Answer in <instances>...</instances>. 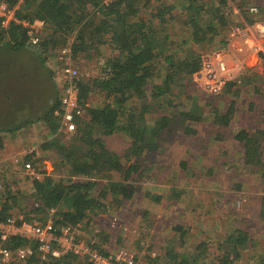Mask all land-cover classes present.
Returning a JSON list of instances; mask_svg holds the SVG:
<instances>
[{"label":"rangeland","instance_id":"1","mask_svg":"<svg viewBox=\"0 0 264 264\" xmlns=\"http://www.w3.org/2000/svg\"><path fill=\"white\" fill-rule=\"evenodd\" d=\"M176 1L178 0H141L140 17L152 21L153 29L154 26L157 31L158 27L161 29L152 35L155 46L162 44L163 37L169 36V46L182 45L185 51H194L201 57L214 50L228 49L236 60L250 58V51L245 41L232 31L233 26L244 25V18L238 20L230 18L229 28L223 30L213 41L195 45L191 41L188 31L183 27L187 17L186 11L182 13V10L178 8L172 13L156 17L162 2L166 6ZM199 2V5L204 3L202 0ZM205 2L206 7H204H209V3L206 0ZM237 5L243 8V11L250 6L257 7L259 14L253 16L252 19L255 20V23L264 22V0H237ZM162 9L165 11L164 6L161 7ZM22 14L29 13L24 10ZM163 17L166 18L163 20ZM253 26L254 24L250 25V27ZM88 32L86 30L87 34ZM71 40L75 41L74 36L70 37V43H72ZM169 46L158 48L164 51V55L172 52ZM62 47L61 45L56 48L47 47L48 49L45 51L37 49L34 52L31 49L29 52H23L26 56H42L39 61L42 62L41 59H44L45 68L53 73V78H50L48 83L40 80L36 69L31 66L26 71L20 69L18 78L23 80L22 83H19L17 79L10 84L13 72L8 68L13 59L6 58V56H11L10 52L0 53V89L3 87L2 91L9 89L8 94L13 93V101L15 102L17 99L21 103L18 111L13 108L9 114L0 119V125H20L24 120L38 119L46 114V95L50 91L48 89L51 88V84L61 87L58 68L61 64L60 51ZM111 54L112 49L109 45L101 44L98 38H94L88 52L73 58V65L80 71L83 82L96 77L101 70V61ZM56 67L58 68L55 69ZM156 68V74L148 85V95L143 98L134 95L130 97L126 106L136 108L138 112H144L148 125H153L155 120H164L166 121L164 123L169 124V128L161 136V146L156 152L136 157L131 150V141L126 135L114 134L105 138L112 157L111 169L107 171L108 178H104V182L106 180L115 183L127 181L140 187L141 190L137 192L138 194L134 192V196L128 200H124L119 195L109 194L105 200L106 206L97 209L80 224L81 235L86 240L94 238L92 243H96L106 252H114L119 249L132 251L136 253L142 264H157L154 263V259L158 258L156 254L160 253V247L166 244L163 241L167 237L179 239L181 235L178 230L174 231L175 227H183L185 236L191 243L188 245L201 242L203 237L197 234V229L192 227L193 230L189 231L184 222L191 217L194 218L190 209L199 205L198 193L205 183L200 179L198 169L205 162L206 150L216 142H222V145L227 149L226 156H212L207 164L214 167L234 166L236 172L232 178H216L219 188L221 187V191L226 197L224 201L227 202H224L223 207L219 205L217 209L214 208V212L219 215L218 226L222 225V231L227 233L214 231L215 241H212V237H207L206 240L210 241L207 246L214 255H221L224 251L225 253L231 252L234 246L224 244L225 241L218 245V241L227 239L237 231H243L248 235L247 245L238 246L237 252L240 253V258L233 264H262L264 259V149H261V160H248L244 155L242 159H236L234 162L233 155L229 154L237 153V157H240L238 154L246 148L245 144L241 143L243 141H239L234 136L237 132L242 131V128L246 129L247 127L248 129L249 125H253L255 130L264 123V64L251 65V67L244 64V70L239 77L230 81L223 92L217 96L201 91L193 82L194 78L190 81H180L179 79L182 77H178L172 92L155 97L156 87L160 86L165 78V70L161 62L156 64ZM153 89L154 98L152 97ZM90 98V101L93 102L102 100L98 93L91 94ZM11 105V103L7 106L3 104V108L11 107ZM231 106H234L235 110L231 125L215 128L213 125L215 114L219 112L224 116ZM186 112L199 116V121L182 117L181 114ZM85 118L86 115L80 119L84 120ZM185 125L191 127L194 134L186 135ZM262 129H264V125ZM49 131L45 122L37 121L17 132H1L0 136L3 139L0 138V145L4 149H8L6 154L9 155L2 152L4 150L2 147L0 157L4 159L10 156L12 160L28 149L40 150L39 154L42 156V164L45 167L38 164L39 170H46L52 176H66L67 170L63 167L53 171L54 156L50 157V153L43 154L41 150V145L49 138H53V135L50 137ZM76 134L77 127L66 132L60 131L59 128L54 136L59 137L62 142L70 144L74 141ZM253 146L251 144V147ZM202 154L205 155L202 156L203 159L200 157ZM11 160L8 162L10 163ZM29 177L22 171L16 172V168L0 166L2 196L4 190L11 191L15 194V199H9L11 204L14 203L16 207L24 205L29 207L32 203L31 200H28L30 188H32V180ZM225 179L228 182L222 183ZM230 179L233 180L232 184ZM230 185H232V189L229 188ZM6 197L7 195L3 196L4 199ZM155 197H161L162 200L156 201ZM207 199L214 202L216 200L214 197H207ZM15 211V217L27 219L26 212ZM210 212L202 211L196 218L205 220ZM28 216L35 221L47 220L52 217L47 214L35 215L31 213ZM159 222L164 225H158ZM209 226L211 227V225ZM176 242L178 243V240Z\"/></svg>","mask_w":264,"mask_h":264},{"label":"trees","instance_id":"2","mask_svg":"<svg viewBox=\"0 0 264 264\" xmlns=\"http://www.w3.org/2000/svg\"><path fill=\"white\" fill-rule=\"evenodd\" d=\"M206 1L209 3L208 9L205 8V0H202L204 5H199V0H178L166 6L162 2L160 6H164L165 11H163L164 9L161 10L159 6L156 17L159 18V16L172 13L178 8L182 10V13L186 11L187 17L183 27L188 31L191 41L195 45L207 44L218 37L223 30L229 28L230 17L226 15L228 5L225 0ZM140 3L141 0L23 1L19 12L21 18L39 19L46 23L48 33L39 49L45 51L49 47L56 48L61 45L64 47L68 45L70 37L74 36L73 58L88 52L94 38H98L101 44L109 45L112 54L101 61V70L96 77L81 84L80 100L86 118L77 121V134L70 144L64 143L59 137L54 136L60 127L63 115L60 90L55 84H51V88L48 89L50 91L46 95L47 112L43 117L29 118L15 126L11 124L0 125V133H13L37 121L45 122L50 130L49 135L50 137L53 135V138H49L43 143L41 150L43 154L50 153V157L54 156L53 171L60 169L59 167L67 170L66 176L61 177L52 176L46 170L40 171V164L44 166L42 156L39 154L40 150L22 156L23 163L15 164L11 160L10 163L1 164L0 166H4V168H16V172L22 171L24 173H26L24 163L32 165V170L27 173L32 180L28 199L32 203L29 207L26 205L16 207L14 203L9 202V199H15V194L4 190L3 196L7 195V197L4 199L0 192V218L6 219L14 216L16 215L15 210H18L19 212H26L27 220L34 222L35 220L28 216L30 213L49 215L50 210L54 209L55 214L53 216L56 224L79 227L90 214L106 206L105 200L109 194L119 195L124 200H128L134 196V192L136 194L140 192V187H136L127 181L115 183L106 180L104 182V178H108L107 171L111 169L112 157L105 138L114 134L126 135L131 141V150L136 157L156 152L161 146V136L169 128V124L164 123L166 122L164 120H155L153 125H148L144 112H138L133 107L128 108L126 104L134 95L140 98L148 95V85L156 74L157 63L161 62L163 65L165 78L164 82L156 87L157 94L155 97L172 92L178 77H182L179 79L180 81L192 80L202 66V57L198 53L185 51L182 45L169 46V36L163 37L162 44L155 46L152 35L158 31L155 26L153 29L152 21L140 17L142 9ZM24 10H27L29 14L23 15ZM207 10L208 12H206ZM243 16L246 24L255 25L252 16L247 13H243ZM165 18L163 17V20ZM161 22L165 23L164 21ZM83 27L84 29H82ZM86 30L89 31L88 34ZM26 39L25 31L17 26L11 27L8 31H3L0 28V53L10 52V59L13 61H19L25 57L26 62H29L36 69L39 79L48 83L50 78H53V73L45 68L44 59H41L42 62L39 61L42 56L23 55V52L27 50ZM165 46H169L172 52L163 55L164 51L158 47ZM8 70L12 72L14 69L9 67ZM17 81L23 82L21 78H18ZM8 90L5 89L0 94V119L9 114L13 108L18 111L21 106L17 99L15 102L13 101V93L8 94ZM152 92L154 98V89ZM93 93H98L102 100L90 101V95ZM9 103L12 104L11 107L4 109L3 104L7 106ZM234 113V106H231L224 116L217 112L214 123L227 127L230 125ZM181 116L192 121H199L200 119L196 114L187 112L182 113ZM184 128L186 135L194 134L191 127L186 126ZM236 138L246 141V147L249 150L247 152L248 160H258L261 157L258 147L254 149L251 147L252 140L248 138L247 133L243 132ZM154 199L156 201L162 200L161 197ZM41 220L45 221L44 219ZM177 230L181 233L179 239L173 238L171 241H167V246L163 250L164 254L157 258L156 263L233 264L240 258V253L237 252L238 246L247 245L248 235L243 231H237L227 239H220L217 243L220 245L225 241L224 244L234 246L232 251L226 253L224 251L221 255H214L207 246L210 241L202 240L199 243L187 245L186 233L182 228ZM92 240L89 238V242ZM11 243L15 248L25 244L19 238L12 239ZM17 264L89 263L74 255L51 258L45 261H41L36 255H33ZM262 264H264V259Z\"/></svg>","mask_w":264,"mask_h":264},{"label":"built area","instance_id":"3","mask_svg":"<svg viewBox=\"0 0 264 264\" xmlns=\"http://www.w3.org/2000/svg\"><path fill=\"white\" fill-rule=\"evenodd\" d=\"M24 0H0V28L8 31L11 27H19L25 31L26 47L37 50L47 35L46 23L43 20L21 18ZM227 2L226 15L232 19H243V13L250 16L259 14L255 6L241 8L237 0ZM246 11V12H245ZM244 26V27H243ZM233 33L245 41L251 56H255L264 64V22L255 23L253 27L246 24L233 26ZM232 59V68H227V57ZM59 77L61 81L60 95L63 115L60 131H69L77 127V121L84 117L85 110L81 105V84L83 82L80 71L73 65L72 46L66 45L60 51ZM201 70L194 75L195 83L206 94L220 95L225 86L239 77L244 70L243 60H236L228 49H219L206 53L201 59ZM53 67V66H51ZM52 70V69H51ZM36 149L17 155L13 158L15 164L22 162V156L32 153ZM4 159L0 157V165ZM23 163V162H22ZM26 173L32 170L30 163H24ZM55 210L51 209L52 217L45 221H28L15 216L0 218V264H17L36 255L41 261L74 255L89 264H142L136 253L119 249L114 252H103L96 243L86 240L79 231V227L56 224ZM19 238L25 242L23 246L15 248L12 239ZM92 240V239H91ZM94 241V240H92ZM9 246H6V245Z\"/></svg>","mask_w":264,"mask_h":264},{"label":"crops","instance_id":"4","mask_svg":"<svg viewBox=\"0 0 264 264\" xmlns=\"http://www.w3.org/2000/svg\"><path fill=\"white\" fill-rule=\"evenodd\" d=\"M159 31H161V29L158 27V32ZM71 42L74 43L72 40H71ZM72 43H70V40H68L69 45L72 46ZM29 51H31V49L27 48V50L25 52H29ZM35 51L36 50H34V52ZM6 58L10 59L11 57L6 56ZM18 58H20V57H18ZM26 60L27 59L25 57H22L21 59H19V61L18 60L13 61L10 64V67L12 69H14L12 71L13 76H12V82L10 84L14 83V81H16L18 79V77L20 76V69H21V71H26V70H28V68L31 67V65L29 66V62H26ZM226 62H227V68L231 69L233 61L230 58V56L227 57ZM243 64L247 65L248 67H251V65L254 66L256 64H262V63L259 61V59L257 57L250 55V58L243 60ZM213 125L215 128L220 126V124L216 125L215 123H213ZM230 125H231V123H230ZM261 125L263 126L264 123H262ZM229 126H227V127H229ZM262 126L258 127V129L255 128V130H254L253 125H249L248 129H247V127H246V129L242 128V131L237 132L234 136L236 137L237 135H240L243 132L247 133L248 138L249 139L251 138V140H252V142L250 144L254 145L253 149L258 147L259 152H261V149H264V129H262ZM220 127L224 128L225 126H220ZM0 138L3 139L2 136H0ZM106 139H107V137H106ZM241 143L245 144V147H246V141H243ZM222 144H223L222 142H216L212 147H209V149L206 150V156L204 154H202L200 156L202 159H203L202 156H205V159H204L205 162H204V164L201 163L202 166L198 169V175L201 176L200 179H202L205 184H204V187H202V189L199 190V193H198L199 194L198 199L200 200V201H198L199 205L193 206V208L190 209V213L194 214L193 215L194 218L191 217V218H189V220L184 222V224H186V226L188 227L189 231L193 230V229H191L192 227L196 228L197 234L202 236L203 240H206L207 237L208 238L212 237L214 239V237H216V236L213 237L214 231H221V233H227L226 231H222V228H221L222 225L218 226V224L220 223L218 221L219 215H217L216 212H214V208L217 209L219 205L221 207H223L224 202H227V201H224V200H226V197H224V194L221 191V187L219 188V184L217 183L218 180H216V178L217 177H230V178H232V176L235 175V172H236L235 169L236 168L234 166H231V167H214V166H210L209 164H207V162H209V160L212 158V156H215V157L220 156V155L226 156V150L227 149ZM261 144L263 145V147H261L262 146ZM2 147L3 146L0 145V151L2 150ZM3 149H4V147H3ZM6 150H8V149H4V150H2V152L5 155H9L8 153L6 154ZM248 151L249 150L246 147L245 150H243L242 152H240V154H238V155H240V157H237V153L236 154L232 153L229 155H233L232 159L235 162L236 159H242V157H244V155H245V159H247V152ZM261 155H262V152H261ZM261 157L258 160H261ZM9 160H11L10 156L4 158V162L5 161L8 162ZM229 181L232 184L233 180L230 179ZM227 182L228 181L225 179V181L222 183H227ZM230 186L231 187H229V188L232 189L233 188L232 185H230ZM207 197H214V198H216V200H215V202L209 201L207 199ZM200 209H204V210H200ZM207 210L211 211V212H210V215H208L205 220H201V219L196 218L197 215L198 214L200 215L202 211H205L207 213ZM158 225L162 226L164 224L162 222H159ZM209 225H211V227ZM178 228H180V226L175 227L174 231H176ZM181 228L183 229V227H181ZM172 239H173V237L170 239H169V237H167L163 241L166 244L164 246L160 247L161 251L159 254H156V257H160L162 254H164L163 250L167 246V241H169V240L171 241ZM185 239H187L186 236H185ZM187 241H188V244H191L188 239H187ZM156 261H157V259H154V263Z\"/></svg>","mask_w":264,"mask_h":264}]
</instances>
